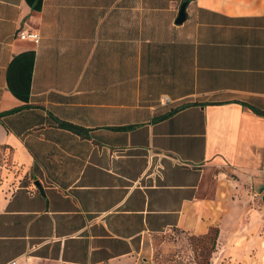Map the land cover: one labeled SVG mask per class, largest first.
Returning a JSON list of instances; mask_svg holds the SVG:
<instances>
[{"label": "crops", "instance_id": "obj_1", "mask_svg": "<svg viewBox=\"0 0 264 264\" xmlns=\"http://www.w3.org/2000/svg\"><path fill=\"white\" fill-rule=\"evenodd\" d=\"M2 146L0 264H264V0H0Z\"/></svg>", "mask_w": 264, "mask_h": 264}, {"label": "rangeland", "instance_id": "obj_2", "mask_svg": "<svg viewBox=\"0 0 264 264\" xmlns=\"http://www.w3.org/2000/svg\"><path fill=\"white\" fill-rule=\"evenodd\" d=\"M11 152L7 147H0V186L7 181L10 187L15 184L12 174ZM18 172V171H17ZM17 178V175H16ZM263 211V205H260ZM214 231L206 238H189L183 235H171L169 244L174 247L160 246L155 250L151 264H211V253L213 250Z\"/></svg>", "mask_w": 264, "mask_h": 264}, {"label": "built area", "instance_id": "obj_3", "mask_svg": "<svg viewBox=\"0 0 264 264\" xmlns=\"http://www.w3.org/2000/svg\"><path fill=\"white\" fill-rule=\"evenodd\" d=\"M18 38L22 41L36 43L39 40V34L34 30L22 29L18 33ZM13 264H16L15 262Z\"/></svg>", "mask_w": 264, "mask_h": 264}, {"label": "water", "instance_id": "obj_4", "mask_svg": "<svg viewBox=\"0 0 264 264\" xmlns=\"http://www.w3.org/2000/svg\"><path fill=\"white\" fill-rule=\"evenodd\" d=\"M186 7L187 3H184L180 9L179 17L177 19V23L182 24L186 20ZM262 203L264 209V194L262 195Z\"/></svg>", "mask_w": 264, "mask_h": 264}, {"label": "trees", "instance_id": "obj_5", "mask_svg": "<svg viewBox=\"0 0 264 264\" xmlns=\"http://www.w3.org/2000/svg\"><path fill=\"white\" fill-rule=\"evenodd\" d=\"M20 109H17V110H13V111H10L9 113H14V112H17L19 111ZM64 127L74 131V132H80V129L77 128L76 126H73V125H70V124H63ZM215 233H214V237H213V243L215 244V239L217 238V235H218V231L216 230H213Z\"/></svg>", "mask_w": 264, "mask_h": 264}]
</instances>
